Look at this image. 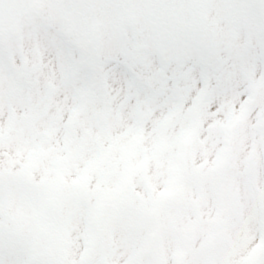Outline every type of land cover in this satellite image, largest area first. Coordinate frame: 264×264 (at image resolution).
Masks as SVG:
<instances>
[{
  "label": "snow or ice",
  "instance_id": "snow-or-ice-1",
  "mask_svg": "<svg viewBox=\"0 0 264 264\" xmlns=\"http://www.w3.org/2000/svg\"><path fill=\"white\" fill-rule=\"evenodd\" d=\"M0 264H264V0H0Z\"/></svg>",
  "mask_w": 264,
  "mask_h": 264
}]
</instances>
